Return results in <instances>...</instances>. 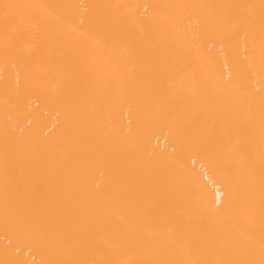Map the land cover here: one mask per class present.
<instances>
[{"label":"bare ground","instance_id":"6f19581e","mask_svg":"<svg viewBox=\"0 0 264 264\" xmlns=\"http://www.w3.org/2000/svg\"><path fill=\"white\" fill-rule=\"evenodd\" d=\"M0 264H264V0H0Z\"/></svg>","mask_w":264,"mask_h":264}]
</instances>
